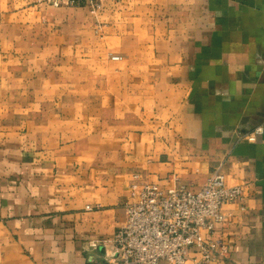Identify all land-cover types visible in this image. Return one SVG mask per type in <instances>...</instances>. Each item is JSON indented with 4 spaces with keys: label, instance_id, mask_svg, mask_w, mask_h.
Instances as JSON below:
<instances>
[{
    "label": "crops",
    "instance_id": "obj_1",
    "mask_svg": "<svg viewBox=\"0 0 264 264\" xmlns=\"http://www.w3.org/2000/svg\"><path fill=\"white\" fill-rule=\"evenodd\" d=\"M216 168L214 264H264V0H0V264H108L134 174Z\"/></svg>",
    "mask_w": 264,
    "mask_h": 264
},
{
    "label": "built area",
    "instance_id": "obj_2",
    "mask_svg": "<svg viewBox=\"0 0 264 264\" xmlns=\"http://www.w3.org/2000/svg\"><path fill=\"white\" fill-rule=\"evenodd\" d=\"M49 1L56 6L84 3L92 10L101 8L103 2ZM111 58L118 60L121 56ZM261 132L262 127L258 126L241 138L255 141ZM130 196L125 202V223L108 244V264H214L229 253L228 245L213 235L227 220L223 206L240 200L243 187L227 185L219 168L197 191L183 185L162 188L134 174Z\"/></svg>",
    "mask_w": 264,
    "mask_h": 264
}]
</instances>
